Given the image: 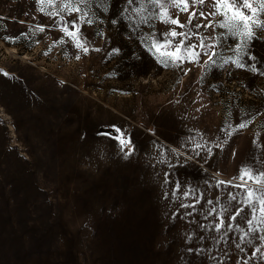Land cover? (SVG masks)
<instances>
[{
    "label": "rangeland",
    "instance_id": "1",
    "mask_svg": "<svg viewBox=\"0 0 264 264\" xmlns=\"http://www.w3.org/2000/svg\"><path fill=\"white\" fill-rule=\"evenodd\" d=\"M243 3L180 27L165 0H0V264H264V177L241 179L264 168V0Z\"/></svg>",
    "mask_w": 264,
    "mask_h": 264
},
{
    "label": "snow or ice",
    "instance_id": "2",
    "mask_svg": "<svg viewBox=\"0 0 264 264\" xmlns=\"http://www.w3.org/2000/svg\"><path fill=\"white\" fill-rule=\"evenodd\" d=\"M37 2L42 4V3H44V0H37ZM78 2L81 3V4H84V3L89 2V0H78ZM132 2H133V0H128V3H132ZM147 2L148 3H151L153 5H156V4H160L161 3V0H147ZM229 2L232 4L233 8H239L240 7V0H229ZM192 3L198 4V5H203L205 3V0H165V4L162 7L161 13H160L161 20H163L166 24L170 22L171 25H179L180 27H183L184 25L181 24V22L178 19L171 18L170 21H169L167 19V17H169V15H170V9H174V8H181L182 11L188 12L190 10L189 5L192 4ZM221 4H222V0H213L214 7L217 6V5H221ZM243 7H245V8L250 7V5L247 3V0H244ZM71 11L79 12L81 10L77 8V9H71ZM253 13H255V10L254 9H253ZM84 14L87 15V13H84ZM214 14H215V12H211L210 11V12L207 13V16H206L205 12H203V11L193 12L192 15H190L189 18H188V26L190 28H193V29H196V30L201 29L203 27H209V28H211L212 27L211 24H208L206 22L203 23V24L198 23V22H195V18L197 16H199L201 20H205L206 21L207 17H210V16H212ZM171 15H174V13H171ZM235 15L240 17V20L243 23V27L245 29L243 32H240L238 34L242 35L244 37L245 41L252 40L254 38V33L251 30V28H249V23H248L249 18L246 17V16H244L239 11H237L235 13ZM89 23H91V21H89ZM112 23H116V21L115 20H112ZM69 24L72 27L75 28V26H76V18L70 19L69 20ZM229 27H231L232 29H236V25H230ZM257 27H264V24L257 23ZM63 31H64V33L66 35H69V36H72V37H75L77 35L76 32H69L67 27H65L63 29ZM234 34H236V33L234 32ZM169 35L171 37H177L178 35L186 36L187 34L186 33H182V32L181 33H178L177 31L173 30V31H171L169 33ZM181 43L183 44L184 41H181ZM77 47H83V46L80 45V44H77ZM152 47H155L157 49V51L160 52V55L161 56L171 57L172 62L174 64H178L181 61V59H182V57H180L178 55H175L174 53H171V52H169V53L161 52L159 45H155L154 44V45H152ZM185 47L187 48L188 45H185ZM195 47H196V45H192L191 48L193 50L190 51V53H189L190 57L191 58H194V59L195 58H199L200 56H202L204 54V53H197L194 50ZM200 47H202V48L203 47H207V45H200ZM241 47H243V45H239L237 47V51L238 52L240 51ZM84 51L87 52L88 49L85 47L84 48ZM179 51H180V49L177 48V52H179ZM214 55H215V53H213V56ZM213 56H209L208 57V62H211L212 61ZM77 59H79V57H77ZM253 59H254V57H253ZM235 63L240 68L245 67V65L240 62L239 57H238V59L236 60ZM251 71L256 72L257 71V68L255 66H252L251 67ZM261 74L264 75V72H262ZM239 127L240 128H243V127H245V125L243 123H241V124H239ZM107 135H109V136H113L114 135V138L119 142V146H120L121 150L122 151H125L126 150L125 151V154L126 155L129 154L132 151V149L129 147V145L132 143V141L126 138L127 137V133H125L122 129H120V128H114L113 131L107 133ZM253 172L259 173V175L261 177H264V168H258V169H255L254 170L251 167H249L246 170H244V173H242V175H241V179L242 180L244 179V174H252ZM219 183L220 184H225V183H230V182L220 181ZM238 187L243 188V184L238 185ZM229 195L231 197V200L229 202V205L223 207L222 211L226 214V217H225L226 220L227 219H233L234 220L237 217L231 216L230 213H229V211H228V209L231 206V204L236 201V197L233 196V195H231V194H229ZM262 195H264V194H262ZM209 203H211V201H209ZM260 203H261V209H260V211L262 213H264V199H261ZM246 204H248V205H252L253 204V192L251 190H248L247 193H246ZM252 210H253V212H255V208H253ZM238 215H239V213H238ZM245 221L249 225H251V223H252V221L251 220H248L247 217H245ZM214 226H215V228L217 230H219L221 227H227V228H231L232 227V225L230 223L225 224V222H223V221L221 223H218V224L214 225ZM248 231L249 232H253V237L252 238L253 239H256L255 230L249 228ZM261 239H264V237H261ZM236 247H237V249L243 251V248L241 247V245L237 244ZM259 252H260V250L259 249H256V251H254L252 253V256H256ZM244 264H249V262L245 261Z\"/></svg>",
    "mask_w": 264,
    "mask_h": 264
}]
</instances>
